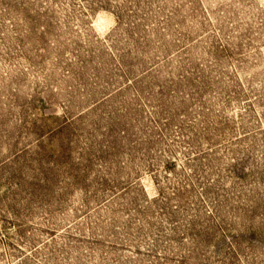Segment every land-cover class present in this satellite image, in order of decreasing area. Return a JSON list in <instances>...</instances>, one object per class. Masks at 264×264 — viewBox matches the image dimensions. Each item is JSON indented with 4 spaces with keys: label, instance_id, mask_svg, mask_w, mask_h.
Masks as SVG:
<instances>
[{
    "label": "rangeland",
    "instance_id": "obj_1",
    "mask_svg": "<svg viewBox=\"0 0 264 264\" xmlns=\"http://www.w3.org/2000/svg\"><path fill=\"white\" fill-rule=\"evenodd\" d=\"M0 264H264V0H0Z\"/></svg>",
    "mask_w": 264,
    "mask_h": 264
}]
</instances>
